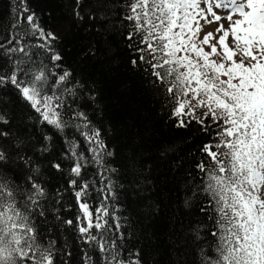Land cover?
<instances>
[{
	"label": "trees",
	"instance_id": "16d2710c",
	"mask_svg": "<svg viewBox=\"0 0 264 264\" xmlns=\"http://www.w3.org/2000/svg\"><path fill=\"white\" fill-rule=\"evenodd\" d=\"M168 2L0 0V264H252L255 152L167 60Z\"/></svg>",
	"mask_w": 264,
	"mask_h": 264
},
{
	"label": "rangeland",
	"instance_id": "374dc122",
	"mask_svg": "<svg viewBox=\"0 0 264 264\" xmlns=\"http://www.w3.org/2000/svg\"><path fill=\"white\" fill-rule=\"evenodd\" d=\"M234 4L241 10L229 13ZM167 16L164 53L181 82L195 97L230 110L228 125L242 128L236 139L248 137L236 151L248 160L255 152L241 240L252 264H264V0H170Z\"/></svg>",
	"mask_w": 264,
	"mask_h": 264
}]
</instances>
